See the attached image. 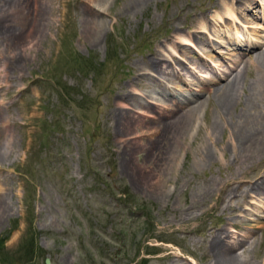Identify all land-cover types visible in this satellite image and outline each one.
Wrapping results in <instances>:
<instances>
[{
    "label": "rangeland",
    "instance_id": "1",
    "mask_svg": "<svg viewBox=\"0 0 264 264\" xmlns=\"http://www.w3.org/2000/svg\"><path fill=\"white\" fill-rule=\"evenodd\" d=\"M241 1L154 0L132 13L127 0H107L101 11L87 0H27L11 14L22 40L0 39V264H214L210 235L221 232L249 264H264V195H241L252 178L264 188V154L234 162L228 130L215 144L208 135L219 121L206 91L211 81L223 84L264 52L261 7L245 14ZM92 13L104 23L98 32L84 22ZM177 29L191 45L171 47ZM159 45L169 71L180 67L168 50L185 63L182 81L151 72L156 82L129 87ZM235 55L241 62L232 74L210 78L231 68ZM256 71L249 65L244 73L246 88ZM125 87L171 108L176 97L203 102L185 142L173 145L175 163L160 162L164 143L147 156L141 144L159 123L150 109H124ZM119 112L145 123L119 133ZM207 143L211 162L197 154ZM233 178L236 197L223 202L220 188Z\"/></svg>",
    "mask_w": 264,
    "mask_h": 264
},
{
    "label": "bare ground",
    "instance_id": "2",
    "mask_svg": "<svg viewBox=\"0 0 264 264\" xmlns=\"http://www.w3.org/2000/svg\"><path fill=\"white\" fill-rule=\"evenodd\" d=\"M26 1L27 0H0V37H1L0 39H2V41L4 40V42H7V44L9 46L10 45H12V46L16 45L17 43L19 44V42L22 40V38L20 36V31H19V29L18 30L16 29L15 21L11 17L12 16L11 14H13L15 11H17V9L22 8L23 2L25 3ZM87 1H90L94 4H96L100 8V11H101L107 0H87ZM127 1H128V3L124 7V9L134 13V11L145 8L147 6V4H150V2H152L154 0H127ZM225 1H227V0H225ZM219 4H216V6H214L212 8L215 10H218L220 8ZM242 4H245L244 5L245 7L243 6L244 9L242 8L240 11H242L245 14L247 12L248 13L256 12L258 10L256 8L261 7L262 12L259 14L262 15L261 19L263 20V18H264V0H245L242 2ZM231 9H232L231 7L230 8L228 7V9H226V14H227V16H231V17L235 18L234 12ZM236 14H240V13H236ZM90 16L91 17H86L84 22H86L88 25L93 26L92 29H94L98 32L99 28H101L104 25V23L101 24V19H98L97 16L93 15V13ZM238 17H237V20L242 21L240 19V17L239 18ZM199 18H201V17H199ZM217 18L218 19L216 22L218 23V25L219 24L220 25L225 24L223 16L220 15V17H217ZM226 18L229 20V17H226ZM17 19H19V18H17ZM198 22L199 21L196 17L194 19V22H192V25L195 23H198ZM248 23H250V22H248ZM224 26H226V29L228 28L227 24H225ZM178 29L169 38L172 40L171 47L174 50H175V47H176V49H177V47L179 49V47L183 48V46L191 45V41H188L186 39H183L184 40L183 42H181L180 39H179L180 41L178 40L177 37L178 36L181 37V34H180L181 32L179 33L180 29L179 30ZM219 29H221V28H219ZM222 30H224V29L222 28ZM238 31H240V27H238L236 29V33H238ZM197 35H198V33H197ZM219 37H221V36H219ZM205 39H204V41H205ZM240 39L247 41V38H243V36H241ZM31 42L32 41H30L29 43L31 44ZM253 48H256V47H253ZM190 49L192 50V48H190ZM245 49L244 50L242 49L244 51V53L247 52V47H245ZM161 50H163V51H161ZM236 50L238 51L239 47L236 48ZM164 51H166L165 47L163 45H161V46L159 45L158 48L156 49V51L154 53H152L151 57L147 58V60L143 63L142 67L139 68V70H137V72L133 71V73L135 74V77H134L133 81H131L129 83L128 86L131 88H135L138 86H144V85H146L145 82L148 81V79L151 80L152 82L153 81L156 82V80L153 79L154 76H152L151 72L156 73V75L158 73L159 74L171 73L172 77H174V76L176 78L178 77V79L179 80L181 79V81H182V75L181 74H182V72L187 71L186 67H185V63L183 64L179 61H176L174 58H176L178 56H175L176 54L174 55L173 54L174 52H171L170 50H168L169 55L171 56V58H173L172 60L176 62L178 67H180L179 71L175 72L173 69L171 71H169V66H167V67L164 66L165 61L162 58L164 56V53H163ZM243 51H239V53L243 52ZM187 54H189V53H187ZM234 57H235V60H234L233 66L231 68H226V67L223 68V70L221 71V75H222L221 77L219 76V73H217V76H219V78L214 77V76H212V77L210 76V78L215 79L217 81H221L220 79H223V77L228 76V74H232L231 71L233 70V67L237 66L241 62L240 61L241 58L239 56L235 55ZM201 59H202V57H201ZM208 59H209V57H208ZM249 65L257 67L256 72L258 73V77H257V79L254 80V82H252L250 84L249 88H246L247 85H245V83H244V73L249 68ZM207 68H209V67H207ZM243 68L244 69L236 71L235 74H232L233 76L230 78V80L223 82V84H218L215 88L212 87L214 82H212V81H211V83L209 82L212 85H209L206 89V91L209 92V98L208 99L211 100L213 98L216 101L214 105H215V110L218 113V117H219V121H217L216 123H213V125H211L208 128L209 140L212 141V144H215L216 142L213 138L216 137V135L219 134V132L223 133V132L228 130L229 139L231 140V143H233V146H234V148L232 150V154L234 156V162L240 161L242 159L244 161H247L249 159H252L253 156H255L256 154L257 155L261 154V153L264 154V52L256 54L254 61H249V62L247 61ZM209 70H211V69H209ZM235 70H236V67H235ZM141 71H143V72L141 73ZM196 71H198V70H196ZM203 71L205 72V70H203ZM207 71H208V69H207ZM172 72H174V73H172ZM159 78H157L155 76V79H157V81L160 80ZM190 79H189V81H190ZM150 83H148V85H150ZM161 83H163V82H161ZM217 83H219V82H217ZM187 84H188V82H187ZM245 88L248 90V92L246 93V95H248V97L246 98V100H243V98L240 96L239 93L242 90L245 91ZM198 90L199 89H197V91ZM136 91H138V90H136ZM118 93L121 94V97H119L120 98L119 103L123 104L124 109H126L127 111H128V109H129V111H133L134 109L138 110L139 108L142 110L144 108L147 110L150 109V110H152V112H151L152 114L149 115L150 116L149 118H152L153 122L155 121L156 124L159 123V124H157L158 125L157 129L154 130V132L150 133V134L154 135L155 138H153L151 140V142H148L146 144H144V143L141 144L145 150L147 148V150H148L147 156L149 157L152 155L153 148L159 149L160 147H162L161 154H162L163 158L160 160V162H163L165 164L175 163V160L178 157L177 156L178 153L175 149V146H173V145H175L177 143L179 144L180 142H185V139L187 138L189 133H191V127L193 124L192 122H193L194 115H196V112L199 109H201V107L203 106V102L200 103L198 101L199 102L198 103V102L193 101V100L191 101V99L189 97L188 98L176 97L175 98V104H174L175 106H174V108H171V106H173L171 103H170V106L169 105H163V104H157L158 102H154V101H150V100L148 101L146 95L141 94V93L140 94L135 93L136 97H134L131 95V93L128 92V88L126 89V87L120 89L118 91ZM137 96H140L139 97L140 100H139V98L137 99ZM142 100H145V101L147 100L148 103H143ZM166 100H168V99H166ZM187 105H192V107L187 109V110H184ZM204 106H205V104H204ZM134 113H135V111H134ZM145 115H146V113H145ZM117 117H118L117 126L120 127L119 133L125 132L126 129L129 128L130 123H131L130 127H133V125L135 126L138 123V121H139L140 125H141L140 122H144V121H142L143 119L142 120L137 119L134 116L129 115V113L127 114V113H120L119 112ZM141 117H143V116L141 115ZM161 122H163L165 125V127H163V129H160L161 128L160 127ZM140 125H139V127H140ZM122 130H124V131H122ZM171 135H173V138L175 141L174 143L172 141L170 142V140H169V138H170L169 136H171ZM166 141L169 142L168 145H170V146L166 145ZM162 143H164L163 146L160 145ZM159 145H160V147H159ZM211 147H212V145H210L209 143L202 144L197 151V154L199 155V159H202L205 162L210 161V159L213 157V154L211 153L212 152ZM135 152L136 151H134V153ZM199 161H201V160H199ZM203 161H201V162H203ZM154 163L159 164L155 161H154ZM135 177H136V175H135ZM136 179H137V177H136ZM137 183L138 184L140 183V179H137ZM235 183H237V181L234 180V178L229 179L223 183L222 187L220 188V191L222 192V196H220V197L222 198L223 202H226V199L229 198L231 195L233 197H236V193H237L238 189H235V187L233 186V184H235ZM259 183H260V177L257 179L252 178V180L249 181L246 189L242 190L244 192H242L241 195L249 196V194H255L258 197L260 195H264V193L262 192V190L264 188L262 189V187L259 185ZM159 195L163 196V194H159ZM261 197L262 196H260L259 198H261ZM262 198H264V196ZM210 237H211L210 253H212L210 255L212 256V261H214L213 262L214 264H249V260L245 256H242V254L239 255V253H237L238 250L236 252L237 243L236 242H230V243L227 242L228 240L226 238L227 237L226 233L221 232L219 234L218 233L211 234ZM243 253L245 254L247 252L243 251Z\"/></svg>",
    "mask_w": 264,
    "mask_h": 264
}]
</instances>
